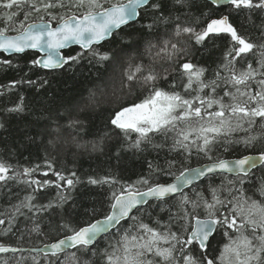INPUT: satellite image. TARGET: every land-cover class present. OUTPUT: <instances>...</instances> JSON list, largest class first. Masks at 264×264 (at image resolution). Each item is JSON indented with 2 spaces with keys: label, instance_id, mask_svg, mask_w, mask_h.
<instances>
[{
  "label": "snow or ice",
  "instance_id": "1",
  "mask_svg": "<svg viewBox=\"0 0 264 264\" xmlns=\"http://www.w3.org/2000/svg\"><path fill=\"white\" fill-rule=\"evenodd\" d=\"M209 3L216 8L230 5L231 10L237 12H264V0H209ZM190 7L191 0H0V8L6 10L5 15L0 17L5 21V26L0 27V54L18 55L35 50L41 55L29 62L31 67L48 73L73 72L85 59L90 64L95 61L102 65L112 59L113 53L102 51L101 45L114 37L122 45L143 39L142 36H133L130 31L121 34L122 29L139 24L142 30L154 33L158 26H165L166 38L161 39V45L158 47L148 41L145 51L151 54L158 47L154 59H165L177 65L172 71L180 73L185 94L156 87L158 75L154 68L149 67L147 75L140 77L139 74L145 71L144 65H130L131 70L125 73L126 84L123 86L131 92L133 83H139L141 87L151 85L149 93L139 102L111 113L108 124L123 136L128 150L143 152L146 147L158 150L171 139L172 151L183 152L190 157L194 148L197 154H203L210 161L198 168L181 167L176 172L170 171L176 167L175 160L167 161L169 171L166 172L149 162L150 175L141 176L131 183L113 176H89L87 185H108V211L99 215L98 210L93 208L87 213L92 218L82 226L70 222L57 225L65 234L44 244L43 248L32 249L33 252H43L46 257L50 254L56 258L55 261L50 259L49 264H80L77 253L91 251L95 255L94 243L113 230H116L119 239L115 243L109 242L111 251L106 249L104 253L106 264H216L217 260L219 264H264V180L253 195H248L243 189L246 180L255 174L254 170L264 167V23L259 25L260 42L253 43L238 33L230 22V13L211 19L199 30L182 25L178 13ZM12 9L15 11H10ZM55 9H65V12L58 15ZM21 14L23 20H17ZM33 14L38 15V20L26 23ZM53 21H56L55 25ZM13 23L18 27L10 28ZM169 25H172L171 36H167ZM9 31L16 34L9 35ZM220 35L230 38V47L224 54V62L214 72V78L209 80L205 78L207 69L191 60H183V57L188 55L190 44L203 45L211 36ZM72 45H78L80 51L74 55H63L62 50ZM249 54L254 57L255 66L248 60L243 68H238L237 60L245 59ZM0 65L12 67L13 61L3 59ZM20 83L35 85L37 81L21 79L0 87L10 90ZM48 84L47 78L41 79V87ZM172 87L175 88V84ZM95 103V93L90 91L87 96L55 110L50 104H45L32 115L36 123L45 122L46 127L56 134L48 141L53 148L63 144L102 151L104 139L111 138L109 133H104L98 141L81 143L79 140L86 125L81 114L93 109ZM6 111L24 114L23 97L20 103ZM3 127L0 124V128ZM157 136L161 137V143H154ZM257 144L262 147L255 155H242L232 160L213 156L217 146L227 152L230 146H242L249 150L256 149ZM46 167L47 171L40 174L48 177L51 173L55 180L33 178L40 165L25 167L22 172H17L13 165L0 160V182L18 180L32 189L24 201L12 205L13 215L8 220L9 225L16 213L23 215L22 207L36 212L56 208L64 211L65 205L70 204L67 211H75L72 193L85 182L75 171L65 175L47 161ZM161 172L171 176L172 182H152L151 173ZM209 174L225 178L229 174L235 176L241 187H235L237 180H227L226 185L209 189L210 200L203 193H197V199H191L184 190ZM20 177L28 179L20 180ZM51 186L57 189L55 200L34 204L35 193ZM177 195L180 197L179 211L170 212L169 216L170 221L177 222L175 231L171 224L154 228L133 215L150 200L165 203ZM200 208L205 213L203 218L197 213ZM124 221L135 223L121 231ZM3 224L5 219H0V225ZM218 228L223 229L228 242L223 245L219 256L211 259L207 256L208 242ZM8 231L11 227L5 234ZM33 231L39 233L38 226ZM193 245L198 246L201 252L199 258L190 251ZM23 251L0 243V253ZM65 253L67 255L61 260V255ZM32 260L34 264H39L35 256ZM16 264H21V260ZM85 264L88 262L85 261Z\"/></svg>",
  "mask_w": 264,
  "mask_h": 264
},
{
  "label": "trees",
  "instance_id": "2",
  "mask_svg": "<svg viewBox=\"0 0 264 264\" xmlns=\"http://www.w3.org/2000/svg\"><path fill=\"white\" fill-rule=\"evenodd\" d=\"M230 10L231 6L216 8L205 0H191V7L178 13L180 16L179 23L196 27L199 30L206 26V23L211 19L230 13V22L237 28L238 33L249 38L253 43H259L261 40L259 25L264 23V12L261 10H253L252 12L248 10L239 12ZM10 11H15V9ZM54 11L58 15H63L65 9H55ZM5 12L6 10L0 8V17H3ZM38 18V15L33 14L26 23L38 20ZM16 19L23 20V14ZM55 23L56 21H53V24ZM4 26L5 21L0 18V27ZM17 27L18 24L16 23L10 25V28ZM171 28L172 25H169L167 36H171ZM125 31H130L133 36H142L143 39L132 44L122 45L114 37L113 40L101 45L102 51L113 53L111 60L101 65L95 61L90 64L88 59H85L70 73L63 71L61 73H48L39 68L31 67L29 62L37 58V53L34 52H25L22 55L9 57L0 54V60L11 59L13 61L12 67L0 65V86H6L12 81H20L21 79L37 81L35 85L20 83L10 90L0 87V92H3L0 95V124L4 125L3 128H0V160L13 165L17 172H22L25 167L32 168L40 165L39 171L33 173V178L55 180L51 173L48 177L40 174L47 171V161L53 165L55 170L62 171L65 175L75 171L77 176L85 182L78 185L72 193L76 204L74 212L67 211L70 204L65 205L64 211L56 208L47 212H36L22 207L21 212L23 215L16 213L11 225H9L8 220L13 215L12 205L24 201L25 196L32 193V189L18 180H10L7 183L0 182V213L3 214L0 215V219H5V224L0 225V243L15 248L40 247L65 234L57 228L60 223L70 222L82 226L85 221L92 218L87 213L93 208L98 210L99 215L106 214L108 211L106 197L110 194V189L108 185H87L86 181L89 176L95 178L113 176L122 182L131 183L141 176L150 175L149 162L154 167L158 165L165 172L169 171L167 161H176V167L170 170L172 172L178 171L181 167L192 168L210 162L203 154H197L195 149L192 150L190 157L183 152L172 151L170 148L171 139L165 143L163 148L158 150L151 147H146L143 152L128 150L127 142L124 141L123 136L111 129L108 124L110 114L123 106L139 102L148 95L151 87V85L141 87L139 83H133L132 91L129 92L128 88L123 86L126 84L125 73L131 70L130 65L132 67L137 64L144 65L145 71L139 74L140 77L147 75L149 67L154 68L158 75L155 82L156 87L185 94L180 73L172 71L177 65L165 59H154L155 53L161 45V39L166 38L165 26H158L154 33L142 30L139 24L130 29H122L121 34ZM8 34L14 35L16 33L9 31ZM148 41L158 46L152 50L151 54L145 51ZM229 47L230 38L227 35L211 36L203 45L190 44L188 55L184 56L183 60H191L194 64L207 69L205 78L210 80L214 78V72L218 69V66L224 62L223 57ZM79 51V48L73 47L66 50L63 55H74ZM248 60H251L255 66V59L249 54L245 59L237 60V67L243 68ZM42 78H47L49 84L41 87L40 81ZM173 84H175V88L172 87ZM90 91L95 93L96 103L93 109L81 114V118L85 119L86 125L84 131L79 135V140L81 143L98 141L104 133H109L111 138L104 139L102 151H92L90 147L87 150L77 149L74 145L66 146L63 144H57L53 148L48 141L53 139L56 134L46 127L45 122L36 123L32 114L38 112L39 108L45 104H50L53 110L62 105L71 104L81 97L87 96ZM21 97H23L25 113L7 112L6 109L21 102ZM154 143H161V137H155ZM261 147L262 145L257 144L256 149L245 150L242 146H230L229 151L225 152L223 148L217 146L213 156L234 159L242 155L258 154ZM254 172L255 174L248 178L243 185V189L248 195H253L255 189L264 180V167L257 168ZM24 179L28 178L20 177V180ZM151 179L152 182L168 183L172 180V177L161 172L151 173ZM227 180H237L235 187H241L237 177L227 176L225 178L222 175H210L185 190V193L193 200L197 199V193H203V196L210 200L209 189L211 187L219 188L222 184L226 185ZM138 187L144 190L143 186L138 185ZM56 194L57 189L54 186L46 187L35 193L36 199L33 203L36 205L46 204L49 200H55ZM223 195H227V193H223ZM234 195H237V193H234ZM179 200L178 195L165 203L153 201L140 208L139 211H135L133 215L154 228L171 224L175 231L177 222L170 221L169 216L170 212L177 213L179 211ZM189 211H191L190 205ZM197 213L201 218L205 215L203 208L198 209ZM132 223L135 222H122L121 231ZM37 226L39 233L33 231ZM9 227H11V231L5 234ZM118 239L119 235L114 230L92 246L95 249V255L91 251L77 253L80 264H85V261L88 264H106L105 250L111 251L108 248L109 242L115 243ZM227 242L228 238L223 234V229L218 228L208 242V258L216 259L223 245ZM190 251L198 258L201 256V252L196 245H193ZM64 255H67V253L61 255V260L64 259ZM33 256L36 257L39 264H49L50 259L56 260L50 255L46 257L41 254L25 252L0 256V264H4V261H8V264H16L18 260H21V264H34ZM22 257L26 259L22 260ZM216 264H219V260L216 261Z\"/></svg>",
  "mask_w": 264,
  "mask_h": 264
},
{
  "label": "water",
  "instance_id": "3",
  "mask_svg": "<svg viewBox=\"0 0 264 264\" xmlns=\"http://www.w3.org/2000/svg\"><path fill=\"white\" fill-rule=\"evenodd\" d=\"M205 1H207L208 3H209V0H205ZM228 6H230V5H228ZM224 7H227V6H224ZM219 8H223V7H219ZM29 23H31V22H29ZM15 35V34H14ZM73 47H77V48H79V46L78 45H72V46H69L68 48H66V49H64V50H62V53H64L66 50H68V49H70V48H73ZM80 49V48H79ZM26 52H34V53H37L38 54V57L41 55L39 52H37V51H35V50H27ZM4 56H7V57H9V56H13V55H11V54H3ZM18 55H22V54H18ZM37 57V58H38ZM255 155V154H254ZM234 159H236V158H234ZM228 160H232V159H228ZM208 163H210V162H208ZM208 163H204V164H202V165H199V166H196V167H193V168H198V167H201V166H203V165H206V164H208ZM210 175H214V174H209L208 176H210ZM227 176H231V177H235V176H232V175H227ZM207 177V176H206ZM206 177H204V178H206ZM204 178H201L199 181H196L194 184H197L198 182H200V181H202ZM170 182H172V180L170 181ZM170 182H168V183H170ZM193 184V185H194ZM192 185V186H193ZM190 188V187H189ZM186 189H188V188H186ZM185 189V190H186ZM184 190V191H185ZM178 196V195H177ZM153 201H155V200H150L149 201V203L150 202H153ZM147 204H145V205H143L141 208H143L144 206H146ZM114 231V230H113ZM211 238V237H210ZM101 239V238H100ZM100 239H98V240H100ZM97 240V241H98ZM96 241V242H97ZM95 242V243H96ZM94 243V244H95ZM43 246L44 245H42V246H40V247H36V248H20V249H24V251L22 252V253H25V252H27V253H32V254H41V255H44V253L43 252H39V253H37V252H33L32 251V249H40V248H43ZM18 253H20V252H18ZM5 254H11V253H0V256H3V255H5ZM14 254V253H13ZM15 254H17V253H15ZM50 255V254H49Z\"/></svg>",
  "mask_w": 264,
  "mask_h": 264
},
{
  "label": "bare ground",
  "instance_id": "4",
  "mask_svg": "<svg viewBox=\"0 0 264 264\" xmlns=\"http://www.w3.org/2000/svg\"><path fill=\"white\" fill-rule=\"evenodd\" d=\"M199 166V165H198ZM196 167V166H195ZM193 168V167H192ZM187 190V189H186Z\"/></svg>",
  "mask_w": 264,
  "mask_h": 264
},
{
  "label": "rangeland",
  "instance_id": "5",
  "mask_svg": "<svg viewBox=\"0 0 264 264\" xmlns=\"http://www.w3.org/2000/svg\"><path fill=\"white\" fill-rule=\"evenodd\" d=\"M193 150H194V148H193Z\"/></svg>",
  "mask_w": 264,
  "mask_h": 264
}]
</instances>
